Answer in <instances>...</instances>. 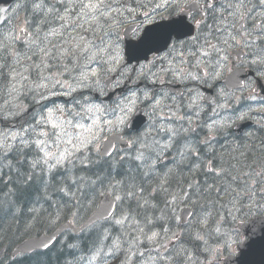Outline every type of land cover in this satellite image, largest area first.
<instances>
[{
  "label": "snow or ice",
  "instance_id": "obj_1",
  "mask_svg": "<svg viewBox=\"0 0 264 264\" xmlns=\"http://www.w3.org/2000/svg\"><path fill=\"white\" fill-rule=\"evenodd\" d=\"M32 7L33 21L0 37V82L12 98L5 103L12 106L13 99L30 93L40 105L29 113L27 126L0 133V159L16 170L8 195L24 193L39 177L37 199L42 196L51 207L52 194H62L49 223L63 218L73 234L84 228L75 227L81 198H105V223L90 230V246L75 235L65 242L73 257L65 264H83L85 252L87 264H110L121 256L120 264H141L146 253L154 264H226L221 257L233 242L239 247V240L214 248L201 228L223 208L233 222L250 215L253 206L264 208V163L241 167L234 154L251 143L232 130L252 109L228 111L264 89V0H159L143 12V3L129 0H33ZM126 15L143 19L125 30L134 32V41H128L121 64L116 29ZM133 60L145 65L137 70ZM166 80L183 84L186 92L169 95L156 87ZM139 81L143 87H127ZM106 87L112 94L99 99ZM121 87L126 91L117 93ZM58 95L67 97L63 105L53 99ZM14 107L13 115L27 111ZM208 113L213 115L203 119ZM233 135L239 145H225ZM7 203L11 208L17 201ZM178 204L200 208L193 223L176 216ZM32 212L35 220L39 210ZM24 227L31 230L34 223ZM36 247L47 251L51 245Z\"/></svg>",
  "mask_w": 264,
  "mask_h": 264
},
{
  "label": "flooded vegetation",
  "instance_id": "obj_2",
  "mask_svg": "<svg viewBox=\"0 0 264 264\" xmlns=\"http://www.w3.org/2000/svg\"><path fill=\"white\" fill-rule=\"evenodd\" d=\"M159 2V0H129V3H143L146 8L144 9H138L139 12H143L145 10L151 11L152 6L154 5V3ZM170 11V10H169ZM164 18L167 17V13L163 14ZM127 18V17H126ZM125 18V19H126ZM133 18L135 19V21L131 20L128 18V21H125L121 26L120 29L121 30V44L123 46V57L124 59L121 61V63L123 64L126 60H127V55H126V48H127V42L129 40H133L134 41V32L133 31H128L127 33H125L126 29H130V28H134L136 25H138L140 23V21L143 19L142 16H140L139 18L133 16ZM161 17L158 16L157 20H160ZM198 19V17H197ZM57 27H59V22H57ZM127 34V36H126ZM51 39H53V42H55V38L50 37ZM153 55L155 54H150L149 55V60H151L153 58ZM160 56H165L166 53L165 52H160L159 53ZM131 65L133 68H137V70L139 69L140 66H144L145 62L144 61H140L139 65L137 63V61L133 60L131 61ZM145 70H147V66L145 67ZM157 71H159V68L157 67L156 69ZM119 71V69H118ZM248 71V69H245V73ZM244 73H242L243 75ZM112 75H116L115 73H113ZM264 83V82H262ZM143 87V81H139L136 82L134 84H129L127 87L129 88H133V87ZM148 87H153L152 85H148ZM156 87H162L164 89V91L166 93H168L169 95H171V93L173 91L179 93V92H186L185 86L183 84H179V83H170L167 80L165 81V83L163 85H156ZM112 89L111 88H107L106 87V96H100L99 99H107V96H110L112 94ZM126 91V89H124L123 87L116 89L117 93L120 92H124ZM203 92L205 95H212V90L211 89H203ZM256 94V98L255 99H241L239 101L234 102L232 105L229 106V113L231 112H236L237 110H243V111H248L249 109H252V111L249 113V118H247L245 121L240 122L238 126H234L233 127V133L235 134H239L241 136L242 139L244 140H251V143H245L244 147L240 148L237 147L236 152L234 153L236 156L239 157L240 160V166L243 167L245 165H251V166H255V167H259L262 163H264V127H262V125H264V112L259 111V109L261 108L262 105H264V100H261V97H264V89H262V91H259V89L257 90ZM93 95H96L95 93ZM237 95H241L240 92H237ZM244 95H248V93L246 92ZM114 98H119V96L117 95ZM53 99H55L56 101L59 100H64V97H53ZM48 103V101H47ZM29 108L30 111L32 112L33 110V106L31 104H29ZM212 113H208L207 116H203V119H208L209 116H212ZM223 115V113H222ZM28 116V115H27ZM21 118V117H20ZM19 118V119H20ZM30 119H28L27 117H25L24 120V125H27V122ZM0 123L4 124V120L2 119V117L0 116ZM251 134V136L249 137L248 134ZM232 141H236V144L239 145L240 141L236 140V135H233L229 138V141H225V145L231 143ZM241 152H247L248 155L245 156H240ZM171 160V157H168L165 160V163H169ZM228 197L224 196L222 197V200L227 201ZM201 204L207 205V201L205 200H201ZM161 207H163V204L161 202ZM185 207H188L190 209L193 210V213H199L200 212V208L199 207H193L191 204H178L175 210V214L177 217L181 218V221L183 224L188 225L193 223V221L196 219V216L193 215L191 220L185 222L183 215H182V211ZM217 207L219 208V205H217ZM228 209L227 208H223L221 209L220 212V216H216L215 213L213 214V218L209 220L208 225H212V226H216L220 227V229H224V228H239L241 225L245 224V223H249L251 220L254 219H258V218H263L264 217V208L262 209H257L255 206H253V209L251 210V214L244 216L242 219L237 220L236 222H233L230 216H227ZM159 212H156V215H159ZM230 231V230H229ZM245 240V238H243L241 236V238L239 239V242H243Z\"/></svg>",
  "mask_w": 264,
  "mask_h": 264
},
{
  "label": "trees",
  "instance_id": "obj_3",
  "mask_svg": "<svg viewBox=\"0 0 264 264\" xmlns=\"http://www.w3.org/2000/svg\"><path fill=\"white\" fill-rule=\"evenodd\" d=\"M20 159H23V157H20ZM102 167V164L98 165L97 169ZM97 169H93V171ZM4 173L5 175H3L2 178L3 182L0 183V201L5 202L3 204V210H0V247L5 244H8L10 247H12L27 236L49 232L58 222L65 220L61 218L55 223H49L50 214L54 213L56 203L63 204V200L60 199L62 194H52L51 200L53 203L51 207H49V202L45 201L42 196L37 199L35 194L37 189L40 188V180L38 177L31 183V186L24 193L15 197L9 196V190L13 188L15 183L16 171H13L12 174L9 172V169H7L4 171ZM80 174L88 175L89 173L81 172ZM13 199H15L17 203L13 204L10 208L7 202ZM93 204V201H88L84 198H81L80 204L78 205L79 214L77 220H83L94 208ZM33 208L39 210L40 213L35 220H33ZM29 222L34 223V227L31 230H25L24 226ZM100 226H97V228ZM90 230L77 236L85 240V246H90L88 244ZM114 230L116 233L113 234H117L118 230L113 228L112 232ZM74 235L75 234L72 232H67L53 247L47 251L36 252L31 255H23L15 259L6 257L2 264H65L66 261H71L73 257L68 255V249L63 247V245ZM80 255L86 256L88 253H80ZM202 259L203 257H201V260Z\"/></svg>",
  "mask_w": 264,
  "mask_h": 264
},
{
  "label": "water",
  "instance_id": "obj_4",
  "mask_svg": "<svg viewBox=\"0 0 264 264\" xmlns=\"http://www.w3.org/2000/svg\"><path fill=\"white\" fill-rule=\"evenodd\" d=\"M13 0H0V4L8 5ZM104 197L101 198L99 208L94 214H92L84 223L82 230L90 227L99 220L105 219L102 215L106 204H104ZM111 198H109L110 200ZM258 226H249L243 229V233L248 236V240L239 246V254L237 257H232L226 260V264H264V219L258 220ZM72 225L65 223L56 229L52 234H42L38 237H31L23 240L11 252L12 257H16L20 254H31L36 251H43V248L36 247L37 244L47 241L49 245H53L57 240L58 236L61 235L66 229L71 228ZM80 229V228H79ZM77 232V233H79ZM8 247H3L0 250V262L7 253Z\"/></svg>",
  "mask_w": 264,
  "mask_h": 264
},
{
  "label": "rangeland",
  "instance_id": "obj_5",
  "mask_svg": "<svg viewBox=\"0 0 264 264\" xmlns=\"http://www.w3.org/2000/svg\"><path fill=\"white\" fill-rule=\"evenodd\" d=\"M21 5V7L17 8V5ZM3 8H8L9 9V12L5 15L3 12H0V25H2L6 20L8 19H11V26H12V29H19L20 27H24L26 26L25 24H22L21 21H19V18H16L17 16H19L21 13H24L25 10L29 7H27L26 3H25V0L24 1H20V2H17L9 7H0V9H3ZM30 12L33 13V8L30 7ZM127 17V15H126ZM13 18H16V19H13ZM128 18V17H127ZM125 21H128V19H125ZM121 26H119L116 30L119 32L120 36H121V30L120 29ZM4 31H1L0 34H2ZM8 32H6L5 34H3L2 36L0 37H3L4 35L8 34ZM73 35H77V33H72ZM98 42V41H97ZM120 51H121V54L123 56V46L121 44L120 46ZM122 64V63H121ZM105 91H106V88H105ZM30 93H28L29 95ZM1 96H2V92L0 93V116L3 117L5 115V117H9V114L11 113L13 115V113L16 111V108L14 107V105L20 103V99L19 98H16L13 100L12 102V106L8 105L5 103V100L6 99H12L11 97H6L4 100L1 99ZM19 97H22V96H19ZM67 99V97L65 98ZM64 101H58V104L60 105H63L64 104ZM18 130V126H15L14 124H11L10 128H8L7 130H4V131H1L0 130V133H10V132H13V131H16ZM215 248V246H213ZM221 250L222 248L219 247ZM110 264H111V261H110ZM116 264H120V262L116 263ZM141 264H154V261L151 259L150 261L148 260H142L141 261Z\"/></svg>",
  "mask_w": 264,
  "mask_h": 264
}]
</instances>
